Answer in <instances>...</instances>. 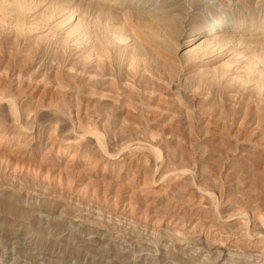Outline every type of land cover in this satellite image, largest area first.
Masks as SVG:
<instances>
[{
    "label": "rangeland",
    "instance_id": "1",
    "mask_svg": "<svg viewBox=\"0 0 264 264\" xmlns=\"http://www.w3.org/2000/svg\"><path fill=\"white\" fill-rule=\"evenodd\" d=\"M1 1L0 8L6 9L2 14L6 15L7 9L16 11L14 0ZM73 1L83 8L88 4V0ZM91 1L88 11L95 13L90 6L99 3L103 17L119 10L137 11L127 0L123 4ZM34 2L33 11L18 7L17 13L12 12L18 18L9 13L4 20L0 14L4 22H0V95L14 98L21 121L15 122L7 101L0 102V132L12 136L18 124L29 128L23 139L0 146L7 155L0 160V264H261L264 254L254 245L260 239L264 242V217L262 223L256 218L260 212L264 215V77L259 71L252 76L261 81L263 90L256 89L250 74L246 80L252 82L245 84L244 66L249 58L256 61V55L264 60V32L229 28L233 31L232 47L230 44L202 59H196V54L191 56L189 51L195 46L183 47V42L188 33L191 35L190 26L196 27L202 21L208 22L206 27L210 25L206 30L210 37L216 29L209 22L224 11H228V21L241 19L244 25L252 22L255 26L264 13V0H149L145 8L152 4L184 8L173 15L183 26L176 39L180 44L176 52H170L175 57L160 55L158 61L156 56H144L151 65L145 63L144 76H134L130 82L125 80V66L118 58L129 53L131 45L130 49L123 43L114 45L115 49L111 46L113 64L106 69L93 58L89 63L84 60L82 45L88 46V42L80 46L76 38L85 24L89 32H94L97 13L87 12L86 16L80 9L72 20L55 29L67 10L59 16L58 10L55 15V10L48 7L53 0ZM51 11L56 17L50 18ZM45 14L50 15L48 21L47 15L42 17ZM77 21L79 25L84 22V26L78 34L67 36ZM16 23L23 26V31L21 27L16 30ZM163 60L171 63L169 67ZM226 62L231 64L229 69L223 67ZM256 67L264 75V65ZM221 69L223 73L228 70L224 78ZM233 77L238 81H232ZM150 87L153 91L148 90ZM40 94H50L58 110L37 109L32 116L29 110L36 106ZM156 102L161 105L156 106ZM86 103L92 108L97 106L95 119L99 118L97 123L105 129V148L113 157L101 152L93 137L86 135L82 143L77 138ZM159 128V135L150 137L149 132ZM56 141L76 144L78 155L75 162L72 160L76 174L62 171L56 179L60 174L54 170L71 164L68 154L58 156L56 148L51 147ZM150 142L159 147L161 159L156 160L147 149ZM124 143H130V147L120 151ZM87 153L90 161L81 164L79 157ZM10 160L31 164L38 174L27 172L23 166L21 171L17 167L13 177ZM46 169L51 171V181L43 183L39 175ZM184 169L188 171L182 172ZM143 176L152 179L153 184L143 186ZM46 184L48 188H44ZM76 189H80L77 194ZM91 195L95 199L89 202ZM112 197L114 206L108 203ZM126 204L129 207L124 208ZM242 209L247 211L246 217L238 215ZM141 215L144 218L137 219ZM153 222L156 227L152 226L151 232Z\"/></svg>",
    "mask_w": 264,
    "mask_h": 264
},
{
    "label": "bare ground",
    "instance_id": "2",
    "mask_svg": "<svg viewBox=\"0 0 264 264\" xmlns=\"http://www.w3.org/2000/svg\"><path fill=\"white\" fill-rule=\"evenodd\" d=\"M6 1L7 0H2L1 1V3H6ZM16 3H17V5H18V7L20 8V9H22L23 11H25V12H29L30 10L31 11H33L32 9H34L35 8V3L37 4V2H34V0H14ZM41 1V0H40ZM48 1V0H47ZM54 2L50 5V6H48L49 8H50V10H52L51 8H53V10H55V11H53L54 13H55V15H56V10H58V14H59V16H60V13H64V11L65 10H67V14H66V16H65V18L58 24V22H57V24H56V28L55 29H58L60 26H62L63 24H65L66 22H68L69 20H72V18H73V16H74V14L75 13H77V12H80L79 10L80 9H84V13H83V11H82V13L85 15L86 14V16L87 15H89V13H92L93 12V10L91 11L90 10V12L88 11L89 10V7H88V4L89 5H91V2H93V1H91V0H88V4L87 5H84L85 6V8H83V6L81 5H76L77 3H75L73 0H53ZM91 1V2H90ZM98 1V0H97ZM100 1V0H99ZM126 0H109V3L110 2H114L115 4L116 3H118L119 2V4H123V2H125ZM143 2H141L140 0H127V3H128V5L129 6H133V7H135L136 9H137V11H130V9L129 10H125V12L123 11H121V10H119V12L118 13H114V15H112V14H110V13H107V12H104V14L105 13H107V16H105L104 15V17L103 16H100V15H103V10H102V13L100 14V12L101 11H99V7H100V5H99V3H97L96 4V7L94 6L95 5V3L93 4V6L91 7L90 6V8H95V13H97L96 14V31L94 30V32L92 33V32H89V31H91L90 29H89V31H88V29H87V26H86V24H85V27H82V26H84V25H82V24H84V22H82V24L80 23V25L78 24V21L76 22V24H78L77 26H74V27H72V29L71 30H69V32L67 33V31L65 32V33H67L66 35L67 36H71L72 37V35L74 36L75 34H78L77 32H78V30H79V32H80V28L82 27L83 28V32L82 33H80V38H79V36L76 38V40L77 41H79V43H80V46L82 45V43L81 42H83V43H85V42H88V43H85V44H88V46L86 45V46H84L83 47V45H82V48H84L83 50H84V52H83V56H85L84 57V60H85V62L87 61H92V59L91 58H93L94 60H95V62H96V64L97 63H99L100 64V62L101 63H103L102 64V67L103 66H105V69H106V67L108 66V67H110L111 66V64H113V61H110V60H112L111 59V57H112V49H111V46H113V49H115L114 48V45L116 46V44L117 45H119V43H123L124 44V48L125 47H127V48H129V46L131 45V49H130V52L129 53H127L126 52V49H125V52H126V54L124 53V51H122V53H123V57H122V55H119V54H121V51H120V49H118V51L120 52V53H118V55H119V58H118V56H117V54H115V56H117V58L120 60L119 62L120 63H124V66H125V73L123 74L124 75V77H126V79L125 80H128L129 82H130V80L134 77V76H140V75H143L144 76V74L147 72L146 70V66H145V63H147V65L149 66V64L151 65V63H149L148 64V62H147V59L144 57V56H148L149 55V57L150 56H156L157 57V59H158V61L160 60V55L161 56H164L165 54L166 55H169V54H171L172 53V51L174 52L177 48H178V43L180 44V42H178L177 43V38H179L180 36H181V34H182V28H183V26H182V23L180 22V20L179 19H177L175 16H173L174 15V13H178V12H180V11H182V10H184V8L182 7V6H180V5H175V4H171V5H169V4H167V5H160V6H157L156 7V4H152V5H149V6H147L146 8H145V5L147 4V2L149 1V0H142ZM74 2V3H73ZM82 2H84V1H82ZM10 2H8L7 4H9ZM41 3V2H40ZM39 4V3H38ZM42 4H43V2H42ZM85 4H86V2H85ZM38 6V5H37ZM40 6V5H39ZM87 6V7H86ZM102 6V5H101ZM14 7V6H13ZM17 7V9H16V11L19 9ZM47 7V8H48ZM81 7V8H80ZM103 7V6H102ZM102 7H101V9H102ZM109 7V6H108ZM48 8V9H49ZM113 8V7H112ZM1 10H0V12L2 11V10H4L5 8H0ZM12 9V8H11ZM109 9H111V8H109ZM114 10H115V8H113ZM112 9V10H113ZM172 9V10H171ZM229 9V8H228ZM47 10V9H46ZM5 12H6V9L4 10ZM10 11V9L8 10L7 9V13H6V15L7 14H13L12 12H14V13H17L16 11H12L11 10V12H9ZM20 11V10H19ZM23 11H21V12H23ZM49 11V10H48ZM106 11V10H105ZM117 11H118V9H117ZM3 12V11H2ZM2 12L0 13L1 14V17H3V18H1V19H8L7 17H5L6 15H4V14H2ZM5 12H3V13H5ZM25 12H24V14H25ZM87 12H89V13H87ZM111 12H113V11H111ZM227 12L228 11H224L222 14H221V16H214V20H212L211 22H209V23H213V24H215L214 25V27H212V28H215L216 30L212 33V35L210 36V37H208V35L206 34V30H207V28L210 26H208L207 25V27H206V24H208V22H206V21H202V23H200L198 26H196V27H193V26H190L191 28H190V33H191V35H189V33H188V36H186V39H185V41L183 42V47H191V46H195V49L193 48V49H191V51H189L190 52V55L192 56L193 54H196V55H194L195 56V58H196V56H197V58L196 59H199V58H201L202 59V57L204 56V57H206L208 54H210V53H215V54H218V52H220V50L221 49H223L225 46H230V44H231V47H232V43H233V39H232V37H230V35L232 34V32L233 31H230L229 30V28L230 29H232V30H238V31H242V30H247V31H250V32H253V31H261V30H263V32H264V13H263V15L261 16V18H260V20L257 22V23H255V26H254V23H252V22H248L246 25H244V22L241 20V19H238L235 23L234 22H232V21H228L227 19H226V15H227ZM18 13H20V12H18ZM50 13H52V11L50 12ZM49 13V14H50ZM54 13H52V15H51V17L50 18H53V16L54 17H56L55 15H54ZM94 13V12H93ZM92 13V14H93ZM95 13H94V15H95ZM26 14H29V13H26ZM25 14V15H26ZM116 14H118V15H116ZM14 15V14H13ZM18 15V14H17ZM41 15V14H40ZM47 14H45L44 16H42V17H44L45 18V16H46ZM8 16V15H7ZM15 16V15H14ZM13 16V17H14ZM19 16V15H18ZM18 16H15V17H17L18 18ZM20 16H22V15H20ZM48 16V15H47ZM46 16V17H47ZM50 16V15H49ZM49 16L45 19V21H48V19H50L49 18ZM199 16V15H198ZM12 17V16H11ZM196 16H194V18H195ZM200 17V16H199ZM17 18L15 19L14 18V20H16L17 21ZM43 18V19H44ZM11 19H13V18H11ZM35 19V18H34ZM19 20V19H18ZM23 20V19H22ZM53 20V19H52ZM192 20V19H191ZM8 21H10V18H9V20ZM20 21V20H19ZM18 21V22H19ZM82 21V20H81ZM80 21V22H81ZM95 21H93V22H95ZM100 21H102V24H101V22ZM197 21V20H196ZM0 22H3V20H1ZM15 22V21H14ZM22 22L23 21H21L20 23L22 24ZM192 22V21H191ZM190 22V23H191ZM194 22V21H193ZM214 22H216V23H214ZM12 23H13V20H12ZM20 23H18L19 24V26L17 25V23L15 24L17 27V29L16 30H18L20 27H21V31H23V29H22V25L20 24ZM86 23V22H85ZM2 24V23H1ZM3 24H4V22H3ZM31 24V23H30ZM37 24H38V22H37ZM192 24H194V23H192ZM191 24V25H192ZM45 25V24H44ZM94 25V24H93ZM39 26V25H38ZM43 26V25H42ZM30 27V26H29ZM41 27V26H40ZM58 27V28H57ZM193 27V28H192ZM28 28V27H27ZM37 28V27H36ZM39 28V27H38ZM85 28V29H84ZM33 29V28H32ZM202 29H204L205 31L204 32H201V30ZM29 29H27V31H28ZM37 30V29H36ZM93 30V29H92ZM144 30L145 31H147L146 33H144ZM218 30H225V31H218ZM20 31V30H19ZM31 31V30H30ZM26 32V31H25ZM29 32V31H28ZM148 32H149V34H148ZM93 34V35H92ZM93 37H92V36ZM187 35V34H186ZM234 35V34H233ZM235 36V35H234ZM75 38V37H74ZM94 38V41L92 40ZM57 39V38H56ZM67 39V38H66ZM200 39H203V41H200L199 43L197 42L198 40H200ZM235 39H236V37H235ZM68 40V39H67ZM70 41H73V40H70ZM156 41H159V42H161V43H163V45L160 43V44H158ZM179 41V40H178ZM236 41V40H235ZM238 41V40H237ZM60 42V41H59ZM76 42V41H75ZM126 42H129V45H128V43L125 45V43ZM240 42H242V41H240L239 40V44H241ZM67 43H69V41L67 42ZM73 43V42H72ZM78 43V42H77ZM78 43V44H79ZM64 44V43H63ZM74 44V43H73ZM237 44H238V42H237ZM236 44V45H237ZM76 46H77V44H75ZM161 45V46H160ZM182 45V44H181ZM67 46V45H66ZM72 46V45H71ZM119 46H122V45H119ZM118 47V46H117ZM215 47H216V49H215ZM119 48V47H118ZM129 49H128V51H129ZM82 50V49H81ZM80 50V51H81ZM193 50V51H192ZM212 50V51H211ZM114 51V50H113ZM177 51V50H176ZM175 51V52H176ZM171 52V53H170ZM147 53V54H146ZM213 53V54H214ZM172 56H174L175 57V55H173V54H171ZM254 56V55H253ZM252 56V57H253ZM113 57H114V55H113ZM143 57V58H142ZM173 57V58H174ZM213 57V56H212ZM215 57V56H214ZM115 59H116V57H114ZM148 58V57H147ZM153 58V57H152ZM151 58V59H152ZM166 59H167V57H165ZM177 58V57H176ZM194 58V57H193ZM254 58H256L255 60L256 61H253V60H250V58L248 59V61H246V63H245V66L244 67H246V68H244V67H242V68H244L245 70H246V77H245V80H246V78H247V75H251V79H252V81H255V86H256V89H258L259 90V88H260V90H261V88L263 87V85H261L260 84V82L261 81H258L257 79L256 80H254L253 78H252V76H254V74H255V72L256 71H259V73L258 74H261L263 77H264V75L261 73V71L259 70V69H257V67L256 66H258V64H261V65H264V60H262V57L261 58H259V57H257V55L254 57ZM264 58V57H263ZM83 59V58H82ZM89 59H91V60H89ZM163 59V58H162ZM188 59V58H187ZM171 60V59H170ZM174 60H175V58H174ZM153 61V60H152ZM195 61V60H194ZM88 62V63H89ZM112 62V63H111ZM118 62V63H119ZM161 62V61H160ZM159 62V63H160ZM163 62H164V65H165V63H167V66H168V64L170 65L171 63H168V62H166V61H164L163 60ZM169 62H171V61H169ZM106 63V64H105ZM108 63V64H107ZM162 63V62H161ZM176 64V63H175ZM180 64V63H179ZM230 63L228 64L227 62H226V64L224 63V66L223 67H226V68H230ZM156 66V65H155ZM167 66H166V70H167ZM101 67V68H102ZM113 67V66H112ZM111 67V68H112ZM140 67H142L143 69H142V71L140 72L138 69L140 68ZM169 67V66H168ZM172 67V66H171ZM170 67V68H171ZM178 67V66H177ZM259 67H260V65H259ZM120 68H121V64H120ZM124 68V67H123ZM151 68V67H150ZM163 68V67H162ZM222 68V67H221ZM228 68V69H229ZM239 69H242V68H240V67H238ZM237 68V69H238ZM264 68V67H263ZM161 69V68H160ZM164 69V68H163ZM235 69V68H234ZM233 69V70H234ZM235 70V72L236 71H238V70ZM102 70V69H101ZM108 71H109V69H107ZM115 69H113V71H114ZM166 70H164L165 72H166ZM243 70V69H242ZM244 70V71H245ZM112 71V72H113ZM124 71V70H123ZM168 71H170V69L168 70ZM174 71H175V69H174ZM215 71V70H214ZM221 71H222V69H221ZM241 71V70H240ZM115 72V71H114ZM113 72V73H114ZM120 72V71H119ZM172 74L174 73L173 71H170ZM177 72V71H176ZM226 72H228V70L226 71ZM226 72H224V73H226ZM235 72H233V73H235ZM121 73V72H120ZM148 73H149V70H148ZM167 73V72H166ZM171 73H169V74H171ZM214 73V72H213ZM224 73H223V71H222V75H221V77L222 78H224ZM137 74V75H136ZM140 74V75H139ZM176 74L177 73H175L174 75L176 76ZM198 74V73H197ZM201 74V73H200ZM219 75V72H218V69H217V72H216V75ZM221 74V73H220ZM227 74H229V73H227ZM244 74V73H243ZM113 75H115V73L113 74ZM148 75V74H147ZM204 74H202V76H203ZM206 75V74H205ZM208 75H209V73H208ZM213 74L211 73V76H212ZM218 75H217V77H218ZM250 75H249V77H250ZM256 75V74H255ZM261 75H257V77L259 76H261ZM89 76V75H88ZM143 76H142V78H143ZM167 76H169V75H167ZM172 76V75H171ZM231 76V75H230ZM239 76V75H238ZM241 76H242V78H244L243 77V75H241L240 74V80L242 81V84H243V82H244V80H242L241 79ZM152 77V76H151ZM213 77V76H212ZM215 77V76H214ZM214 77H213V79H214ZM220 77V76H219ZM226 77V76H225ZM235 77V76H234ZM233 77V80L232 81H235L236 82V80L237 79H235ZM262 77V78H263ZM113 78H114V76H113ZM136 79H137V77H135ZM146 78V77H145ZM230 78H232V77H230ZM236 78H238L237 77V75H236ZM124 79V78H123ZM122 79V80H123ZM139 79V78H138ZM141 79V78H140ZM161 79V78H160ZM168 79H169V77H168ZM217 79V78H216ZM264 79V78H263ZM117 80V79H116ZM135 80V79H134ZM141 80H143V79H141ZM58 81V80H57ZM132 81H133V79H132ZM209 81H211V80H209ZM226 81V80H225ZM238 81V80H237ZM249 81V80H248ZM248 81L246 80L245 81V84H247L248 83ZM252 81H250L249 83H248V85L252 82ZM158 82V81H157ZM167 82V81H166ZM201 82V81H200ZM227 82V81H226ZM230 82V81H229ZM228 82V83H229ZM111 83V82H110ZM114 82L112 81V84H113ZM116 83V82H115ZM125 83H127V82H125ZM134 83V82H133ZM207 83V82H206ZM227 83V84H228ZM117 84H118V82H117ZM165 84V83H164ZM203 84V83H202ZM116 85V84H115ZM114 85V86H115ZM127 85H128V83H127ZM130 85V84H129ZM244 85V84H243ZM253 85V84H252ZM96 86V85H95ZM117 86V85H116ZM195 86V85H194ZM203 86V85H202ZM201 86V87H202ZM255 86H253V87H255ZM118 87V86H117ZM126 87V86H125ZM115 88V87H114ZM127 88V87H126ZM147 88V87H146ZM264 88V87H263ZM263 88H262V90H263ZM94 89V88H93ZM132 89V88H131ZM154 89V88H153ZM200 88H199V85H198V90H199ZM117 90V89H116ZM147 90V89H146ZM148 90H151V91H153L152 89H151V87L150 88H148ZM203 90V89H202ZM102 91V90H101ZM128 91H129V89H128ZM194 91H197V90H195L194 89ZM108 93V92H107ZM114 93H116V91L114 92ZM114 93H112V94H114ZM162 93V92H161ZM48 94V93H47ZM46 94V96H45V94H40L41 95V97L39 96V101H36L37 103H36V106L34 107V106H32V110L30 111L29 110V112H30V114L32 115V116H34V114H36L35 112H36V110L37 109H57L58 110V106L57 105H55L54 104V102L51 100V95L49 94V95H47ZM56 94V93H55ZM111 94V93H110ZM150 94V93H149ZM3 95V94H2ZM2 95H0V102H2V101H7V104L9 103L10 104V110H11V112L10 113H12V116H14V118H15V122H17L18 120H19V117H18V115H19V110L18 109H16L17 107H16V105H15V101H14V98H12V97H10V98H7V97H4V96H2ZM150 95H153V94H150ZM149 95V96H150ZM158 97H159V94L157 95ZM150 97H152V96H150ZM38 98V97H37ZM157 98V97H156ZM160 98V97H159ZM159 98H158V101H159ZM148 99V98H147ZM146 99V100H147ZM152 99V98H151ZM164 99V98H163ZM38 100V99H37ZM55 100V99H54ZM165 100V99H164ZM151 101H153V99L151 100ZM161 101V100H160ZM87 102V101H86ZM157 104H160V102L158 103V102H156V106H157ZM161 105V104H160ZM156 106H155V108H156ZM30 107V106H29ZM94 107V106H93ZM97 107V106H96ZM96 107L95 108H92V107H90L89 106V103H86V104H84V106H83V108H82V110H83V119H82V123L80 122L79 123V127H80V134H78L77 132V138H80V142L82 141V139H84V137L86 136V135H88V136H91V137H93L94 139H95V141H96V144H97V146H98V148L100 149V151L101 152H103L104 154H106V156H109V157H113L114 155H111V154H108V152L106 151V148H105V144H104V136H105V129L100 125L101 124V122H99V123H97V120L99 119H95V113H97L98 111H97V109H96ZM130 108V107H129ZM158 108V107H157ZM124 109V108H123ZM126 109V108H125ZM154 109V108H153ZM18 110V111H17ZM27 111H28V109H27ZM60 111V110H59ZM126 111H128V112H130L129 111V109H126ZM164 111V110H163ZM28 112V113H29ZM139 112V111H138ZM150 112V111H149ZM191 112V111H190ZM82 113V112H81ZM100 113V112H99ZM130 113H133V112H130ZM151 114H153L152 112H151ZM190 114V113H189ZM99 115V114H98ZM97 115V116H98ZM134 115V114H133ZM142 115H143V113H142ZM11 116V117H12ZM100 116V115H99ZM127 116H128V114H127ZM149 116V115H148ZM147 116V117H148ZM156 115H154V117H155ZM191 116V115H190ZM17 117H18V119H17ZM28 117H29V115H28ZM129 117L130 118H132L133 116H130L129 115ZM145 117H146V114H145ZM187 117V116H186ZM188 117H189V115H188ZM31 118V117H30ZM33 118V117H32ZM35 118V117H34ZM81 118V117H80ZM97 118V117H96ZM123 119H124V117H122ZM101 119V118H100ZM127 119V118H126ZM136 119V118H135ZM134 119V120H135ZM130 120V119H129ZM138 120V119H137ZM145 120H147V118L145 119ZM20 121V120H19ZM18 121V122H19ZM131 121V120H130ZM130 121H127L128 123L130 122ZM21 122V121H20ZM79 122V121H78ZM77 122V123H78ZM124 122V121H123ZM133 122V124H135L134 123V121H132ZM147 122H148V120H147ZM76 123V124H77ZM125 123V122H124ZM16 124V123H15ZM103 124V123H102ZM17 125V124H16ZM139 125L141 126L142 125V123L141 124H138V127H139ZM151 125V124H150ZM134 126H136V125H134ZM144 126H146V125H144ZM29 127V126H28ZM105 127V126H104ZM129 127V126H128ZM142 127V126H141ZM149 127V126H148ZM151 127H153V126H151ZM1 129H2V126H1ZM31 129H33L32 128V124H31V128H30V131H31ZM136 129H141V128H136ZM145 129V128H144ZM16 130H17V133H15L14 135H12V136H9V135H6V131H2V132H0V146L3 144H6V142H10L11 140H15V141H18V140H21V139H23V137H24V133L26 132V131H28L29 130V128H27V127H24V126H22L21 124H18L17 126H16ZM147 130H148V128H147ZM149 130H150V128H149ZM52 131H54V129L52 130ZM159 131H160V128H159V130L158 129H156V130H152V131H150L149 132V134H150V137H154V136H156V135H159ZM161 131H162V129H161ZM31 132H29V133H27V134H30ZM51 133V132H50ZM55 133V132H54ZM56 134V133H55ZM50 136H51V134H49ZM53 135V134H52ZM56 136V135H55ZM53 137V136H52ZM151 139H153V138H151ZM52 140H53V138H52ZM56 140V139H55ZM55 140H53V141H55ZM57 141H58V139H57ZM57 141L56 142H54L53 144H51V147H54V148H56V151H55V153L58 155V156H62V155H69V161H71V164H69V165H65L66 166V168H64V169H61V170H59V169H56V170H54V171H56L58 174H63V172L62 171H64V172H67L68 174L69 173H72V175H73V173H75L76 174V170H74V168L72 167V166H76L75 164H72V160L76 157V155H78V150L77 149H75V147L74 146H76V144L73 146L72 144L73 143H71V144H69V143H64V144H61V143H57ZM79 141H76L75 143H77V142H79ZM150 141V140H149ZM58 142H60V140L58 141ZM79 142V143H80ZM135 142H140V141H135ZM144 142L146 143V142H148V141H145L144 140ZM79 143H77V144H79ZM82 143V142H81ZM130 144V143H129ZM128 143L126 144V143H124V145L122 144V145H120V151H123L124 149H126V148H129L130 147V145H129ZM147 145H149L148 146V148L147 149H149V151L151 152V153H153L154 154V156H155V158H156V160H159V159H161V151H160V149H159V147H157L155 144H152L151 142L149 143V144H147ZM78 146H80V144L78 145ZM143 146V145H142ZM136 147V146H135ZM139 147V146H138ZM137 147V148H138ZM147 147V146H146ZM79 148V147H78ZM140 148V147H139ZM144 148H145V146H144ZM7 150H8V148H6ZM71 149V150H70ZM119 149V148H118ZM135 149V148H134ZM3 149H1L0 148V160H5L6 159V157H7V155H6V152H4V151H2ZM136 150V149H135ZM138 150V149H137ZM140 150V149H139ZM141 150H143V148L141 149ZM131 151V150H130ZM17 152V151H16ZM81 152V151H80ZM85 152V151H84ZM86 153V152H85ZM9 154V153H8ZM88 154V153H87ZM9 157V156H8ZM77 158V157H76ZM80 158V162H82L81 164H83L84 162H88V161H90V159L91 158H89V154L88 155H84V156H80L79 157ZM9 159V158H8ZM0 162V163H3V162ZM8 161V160H7ZM11 161V160H10ZM9 162V161H8ZM14 162V161H13ZM19 162H22V161H19ZM73 162H75L74 160H73ZM79 162V163H80ZM7 163V162H6ZM27 163V162H26ZM29 163V162H28ZM9 164H11L9 167L12 169V171H11V169H10V171H11V173H13V177H14V173H16L17 171H16V169H17V167H18V169H20V171H21V168H23V166H24V169H27V172H28V170H31V172H32V174H33V171L35 172L36 170L34 169V168H32V167H30L29 165H31V164H24V163H18V161L16 162V163H12V161L9 163ZM78 164V163H77ZM96 164V163H95ZM6 165V164H5ZM83 166V165H82ZM95 166V165H94ZM9 167H8V170H9ZM77 169V168H76ZM23 170V169H22ZM47 170V171H46ZM43 173L41 172L40 173V177L42 178V180L41 181H43V183H44V180H48L49 182L51 181L50 180V177H49V175H48V173H50L51 171H50V169H46ZM19 171V170H18ZM39 171V170H38ZM38 171H36V173L38 174ZM83 171V170H82ZM186 171H188V169H184V170H182V172H186ZM30 172V171H29ZM78 172H80V171H77V173ZM11 173H10V175H11ZM56 173V174H57ZM81 173V172H80ZM18 174V173H17ZM32 174H31V176H32ZM36 174V175H37ZM61 174L59 175V177H56V179H59L60 177H61ZM66 174V173H65ZM36 175H35V177H36ZM54 175V174H53ZM52 175V176H53ZM79 175V174H78ZM38 176V175H37ZM77 176V175H76ZM10 177V176H9ZM17 177V176H16ZM40 177H39V180H40ZM143 177H145V176H143ZM38 178V177H37ZM149 178V177H148ZM13 179H15V178H13ZM53 181V180H52ZM54 181H56V180H54ZM13 182V181H12ZM152 185L153 183H152V179H146V177L144 178V180H143V186H146V185ZM45 185V184H44ZM48 184H46V186L44 187V188H48V186H47ZM116 189H117V187H116ZM141 189H143V188H141ZM70 191V190H69ZM75 192H76V194L77 193H79L80 192V189H76V190H74ZM264 195V194H263ZM75 196H78V195H75ZM262 196V195H261ZM90 197V196H89ZM264 198V197H263ZM93 199H95L94 198V196L93 195H91V197H90V200H89V198H88V200H89V202L91 201V200H93ZM257 199V198H256ZM103 200V199H102ZM258 200V199H257ZM256 200V201H257ZM111 202V203H110ZM259 202H261V200H259ZM104 203V202H103ZM109 204H112L113 206L115 205L114 204V197H112L110 200H109V202H108ZM108 204V205H109ZM264 204V203H263ZM88 205V204H87ZM111 205V206H112ZM124 205V204H123ZM128 205L126 204L125 205V207L124 208H126ZM129 207V206H128ZM263 208H264V206H263ZM245 209V208H244ZM246 210V209H245ZM245 210H243L242 209V211H240L239 212V214L238 215H243L244 217H246L247 216V214H246V212L247 211H245ZM130 211V210H129ZM259 211V210H258ZM257 211V212H258ZM215 212V211H214ZM256 212V213H257ZM260 212V211H259ZM127 213H130V212H128L127 211ZM109 214V213H108ZM141 214V213H140ZM255 214V213H254ZM255 216V215H254ZM264 217V215H263V213H258V214H256V218L258 219V220H260L261 221V223H262V218ZM144 218V216L143 215H141L139 218H137V219H143ZM135 219V218H134ZM94 221V220H93ZM142 222V221H141ZM146 222V221H145ZM93 224V223H92ZM95 224V223H94ZM145 224V223H144ZM150 224V223H149ZM176 224V223H175ZM96 225V224H95ZM154 225H155V227H156V223L154 224V222H153V224H151L150 225V227H151V232H153L154 230H153V227H154ZM147 226V225H146ZM153 226V227H152ZM172 226H175L174 224L172 225ZM245 227H246V223H245V225H244ZM177 227H179L178 225H177ZM174 230V229H173ZM172 231V230H171ZM246 231V230H245ZM179 232V231H178ZM150 233V232H149ZM176 233H177V231H176ZM193 233V232H192ZM179 234V233H178ZM247 233L245 232V235H246ZM249 234V233H248ZM247 234V235H248ZM175 235H177V234H175ZM155 238V237H154ZM152 239V238H151ZM221 243L222 241L221 240H218V243ZM261 253H263L264 254V242H263V240L262 239H260L258 242H257V244L256 245H254ZM257 250V251H258ZM260 253V254H261ZM262 258H263V260H261V264H264V255L263 256H261ZM260 258V257H259ZM262 261H263V263H262Z\"/></svg>",
    "mask_w": 264,
    "mask_h": 264
}]
</instances>
